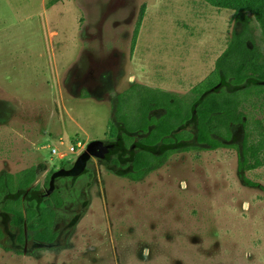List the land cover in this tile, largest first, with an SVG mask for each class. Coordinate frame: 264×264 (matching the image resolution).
<instances>
[{
	"label": "rangeland",
	"instance_id": "1",
	"mask_svg": "<svg viewBox=\"0 0 264 264\" xmlns=\"http://www.w3.org/2000/svg\"><path fill=\"white\" fill-rule=\"evenodd\" d=\"M247 20L248 46L264 52ZM244 27L201 0H0V174L35 166L43 186L90 142H113L111 122L124 132L120 94L136 84L190 94ZM247 110L253 139H263L264 100ZM233 133L234 147L218 150L195 139L154 147L177 152L141 181L92 159L82 177L59 183L58 240L25 252L8 230L0 264H264V166L239 171L245 132ZM73 141L85 149L73 153ZM134 152L119 145L109 157L124 167Z\"/></svg>",
	"mask_w": 264,
	"mask_h": 264
},
{
	"label": "trees",
	"instance_id": "2",
	"mask_svg": "<svg viewBox=\"0 0 264 264\" xmlns=\"http://www.w3.org/2000/svg\"><path fill=\"white\" fill-rule=\"evenodd\" d=\"M217 10L233 11L244 23V31L234 34L228 48L217 60L214 71L200 84L193 87L188 95H179L161 89L134 85L118 97L115 108V121L111 122L112 139L122 137L126 149L133 147V135H144L143 146L156 147L173 145L177 142L195 139L198 145L210 150L234 147L233 126H242L245 137L239 158V171L249 172L264 166V138L253 139L250 130V117L247 104L252 100H264V52L257 47L250 48L248 16L258 23L264 37V0H201ZM141 21L136 27L132 48L138 40ZM253 84L249 86L247 84ZM236 87L234 91H225L224 85ZM162 110L159 118L152 112ZM192 120H196V136L182 130ZM259 124V122H256ZM190 150V148H186ZM196 149V148H191ZM177 152L169 149L161 155L140 150L135 155L134 170L128 177L141 181L150 173L165 165L170 156ZM45 180L49 186L51 175ZM39 178L38 168L33 166L16 174L0 176V202L2 196L11 194L4 211L12 216V223L22 232L27 228L34 237L45 243H53L57 238L54 231L58 210L63 200L57 193L37 202L35 197L41 194V186L33 188ZM251 185V182H248ZM26 197L27 201L23 198ZM2 234L0 233V238ZM23 238V237H22Z\"/></svg>",
	"mask_w": 264,
	"mask_h": 264
},
{
	"label": "flooded vegetation",
	"instance_id": "3",
	"mask_svg": "<svg viewBox=\"0 0 264 264\" xmlns=\"http://www.w3.org/2000/svg\"><path fill=\"white\" fill-rule=\"evenodd\" d=\"M161 111V113L157 116H154L152 115L153 117L159 119L163 114H164V111L162 110H159ZM193 122H195V125L197 126V122L196 120H192ZM234 126L232 127V130H233ZM196 129V128H195ZM133 135V134H132ZM194 136H196V131L195 133H193ZM234 135V133H233ZM134 138H135V142H134V145L133 147H131L130 149L134 150V155H132V159L130 160V162L128 163V165L126 166H122L121 165V160L120 158H110L109 155L114 152L119 145H123L124 146V142L122 140V137H118V139H113L112 141L113 142H109V141H105V144L106 145H111L113 146L112 149H110L109 153L107 155H105V158L104 159H97L101 164H106V162L110 163V164H113L115 167L117 168H121V169H126V168H129V172L127 173V175L131 174L134 170V161H135V155L140 151V150H143V151H150L152 152V149L154 147H146V146H143L141 141L145 138L144 135H133ZM139 147V148H138ZM125 148V146H124ZM126 150V148H125ZM153 153V152H152ZM92 161V160H91ZM90 161V162H91ZM89 162V164H90ZM88 164V165H89ZM72 166L70 167H67L65 169H70ZM88 172V166H87V169L86 171L84 172V174H86ZM84 174H82L81 176L79 177H76V178H80L82 177ZM1 175H5V174H0ZM52 176V175H51ZM51 178V177H50ZM76 178H60L56 181L55 183V191L54 193H57L60 198L63 200V203H64V197H62L63 195L61 194L63 192V190L61 189L63 186L62 185H59L60 182H62V184H67L68 181L70 180H74ZM130 179V178H129ZM46 180V179H45ZM50 183V181H49ZM37 186H41L40 183H39V178L37 180V182L34 184L33 188L37 187ZM48 187H45V182H44V185L41 186V189L43 192H41V194H39L37 197H35L36 201L37 202H41L42 200L46 199V198H49L51 196H47V193H48ZM13 196L11 194H6L4 196H2V200L0 202V221L3 219V218H8V222H7V225L4 226L1 222H0V233L2 234L1 238H0V246H1V243L2 241L6 238V236L8 235V230H10L11 232L15 231L16 232V237H15V242H16V245L18 246H22L24 247L25 249V252L27 250V247L28 245L31 243L33 246H43V245H52L54 244L58 238H59V233L56 231V222H57V218H58V214H59V210L62 208H60L58 210V213H57V216H56V221H55V228H54V231L57 233V238L56 240L53 242V243H45L44 241L40 240V239H37L34 237L33 233H30L27 228H25V230L22 232L18 227L14 226L13 223H12V216L10 214H8L7 212L4 211V206H5V203L8 199H11ZM24 201H27L26 197L23 198ZM63 206V205H62ZM23 237V238H22Z\"/></svg>",
	"mask_w": 264,
	"mask_h": 264
},
{
	"label": "water",
	"instance_id": "4",
	"mask_svg": "<svg viewBox=\"0 0 264 264\" xmlns=\"http://www.w3.org/2000/svg\"><path fill=\"white\" fill-rule=\"evenodd\" d=\"M113 146L106 145L103 140H96L90 142L85 151L75 161L74 165L70 169L61 168L55 171L49 183V190L47 196H51L55 191V183L60 178H76L84 174L87 169L89 162L92 159H104L105 155H107L112 149Z\"/></svg>",
	"mask_w": 264,
	"mask_h": 264
},
{
	"label": "built area",
	"instance_id": "5",
	"mask_svg": "<svg viewBox=\"0 0 264 264\" xmlns=\"http://www.w3.org/2000/svg\"><path fill=\"white\" fill-rule=\"evenodd\" d=\"M74 143H73V146H72V148H71V151L74 153L75 152V149H78L79 150V153H81L84 149H85V147L82 145V143L81 142H76V141H73ZM82 149V150H81ZM81 150V151H80ZM56 153H58V149H56V148H53L52 149V154H56Z\"/></svg>",
	"mask_w": 264,
	"mask_h": 264
}]
</instances>
